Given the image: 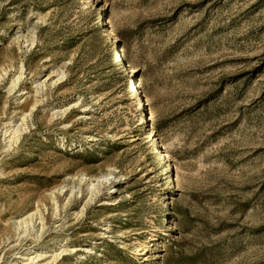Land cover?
<instances>
[{"label":"rangeland","instance_id":"rangeland-1","mask_svg":"<svg viewBox=\"0 0 264 264\" xmlns=\"http://www.w3.org/2000/svg\"><path fill=\"white\" fill-rule=\"evenodd\" d=\"M108 171L76 214L79 173ZM62 244L48 264H264V0H0V264Z\"/></svg>","mask_w":264,"mask_h":264},{"label":"bare ground","instance_id":"bare-ground-1","mask_svg":"<svg viewBox=\"0 0 264 264\" xmlns=\"http://www.w3.org/2000/svg\"><path fill=\"white\" fill-rule=\"evenodd\" d=\"M120 56H121V54L118 53L117 57L119 58ZM22 70H23V65L20 64L18 69H17V73L13 74L11 76V78H10L8 91H11V90H13L15 88V86L17 85V83L21 79ZM130 71H134V68L130 67ZM59 74H60V76L58 77V79L63 76V72H59ZM44 81L45 80H43L42 82H39L38 84H36V86H34V87H36L35 88L36 92H38V90L41 89L43 87V85H45ZM135 87H136V85L132 83V89L131 90L135 91L134 98H133V103H134V105L137 106V104L138 105L142 104L143 96H142V92L138 91V89L135 88ZM37 102H38V99L36 98L34 100V102L31 104L29 112L23 111L21 113V115L18 117V122L12 124V120L9 119L8 121H6L4 123V126L2 127V129H3V131H2L3 140L7 139L8 146H10L11 143L16 142L18 140L20 134L24 130L27 129V120L30 118L32 111L36 108V103ZM77 104H78V101H76L73 105L75 106ZM141 106H143V104ZM69 107H67V108H59L57 110H54L52 112V116H58V115L62 116L63 114H65L66 110ZM148 129H149V133L146 134V137H147L148 140H150V139L153 140L152 146L155 149V148H157V140L155 138V132H154L152 127H149ZM156 151L158 152L159 149H156ZM158 157H160V159H161V162L159 163V165L163 164L165 166V168L163 170V173L168 172L166 178H169V183H173L174 184V189H178L179 187H178L177 179L173 176V174L170 173L171 170H168L169 164L167 163V160H165L166 154L164 152H160L159 151L158 152ZM112 178L115 179V176H113L111 171H108L107 173H102L99 176H88L85 172L79 173V177H78L79 184L77 186V189H78L77 193L81 192V186L80 185L84 186L85 190L87 191V193H86L87 194V199H86L85 203L83 204V206L80 208V210L78 212H76V214L81 215L83 213V211H84L85 205L90 203V202H92L95 199V197L101 191L100 189L103 186V184H105V183L111 184V183L114 182V181H112ZM114 186H115V183L112 184L110 187H108V189H106L105 191L108 190V192H111L114 189ZM74 187L75 186L68 187L69 188L68 197H66V201L64 203V206L69 202L70 198L74 195V193H75L73 191ZM63 188H64V185H61L57 189L49 192L50 200H51L52 206H53V214L54 215H56V212H57V209H58L56 193L57 194H62L65 191V190H63ZM105 191H103V193H104L103 194V200H104L103 204H105V205H113L115 203L113 196L112 197H107L108 195L107 196L105 195L106 194ZM115 192H117V188L114 190L113 193H115ZM13 224L15 226V229L18 231V234L20 232H22L23 234H29V231H33L34 230V226L38 225L39 227L36 229L35 232H36V234L38 232L40 234V232L44 228L43 214H42L41 210L38 207H36L34 210L26 212L22 216H20L18 218H15L14 221H13ZM68 250H69V248L67 246H65L64 244H62V245L59 246L57 252L53 251V253H51L49 255V260L43 261L41 263L42 264H48L49 261L52 263L61 254L68 252ZM16 257L21 261V264H35L36 262H38L39 260H41L43 258L46 259L45 255L42 256V253H38L36 250L27 251L25 253H20Z\"/></svg>","mask_w":264,"mask_h":264},{"label":"built area","instance_id":"built-area-1","mask_svg":"<svg viewBox=\"0 0 264 264\" xmlns=\"http://www.w3.org/2000/svg\"><path fill=\"white\" fill-rule=\"evenodd\" d=\"M112 192V191H111ZM108 193V192H107ZM111 194V193H110Z\"/></svg>","mask_w":264,"mask_h":264}]
</instances>
